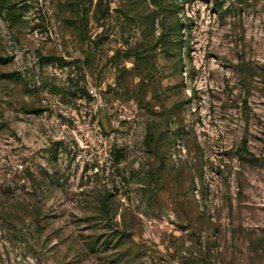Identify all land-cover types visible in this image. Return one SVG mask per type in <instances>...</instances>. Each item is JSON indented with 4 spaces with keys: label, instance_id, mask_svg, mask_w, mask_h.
<instances>
[{
    "label": "rangeland",
    "instance_id": "rangeland-1",
    "mask_svg": "<svg viewBox=\"0 0 264 264\" xmlns=\"http://www.w3.org/2000/svg\"><path fill=\"white\" fill-rule=\"evenodd\" d=\"M0 264H264V0H0Z\"/></svg>",
    "mask_w": 264,
    "mask_h": 264
},
{
    "label": "built area",
    "instance_id": "built-area-1",
    "mask_svg": "<svg viewBox=\"0 0 264 264\" xmlns=\"http://www.w3.org/2000/svg\"><path fill=\"white\" fill-rule=\"evenodd\" d=\"M19 168H21V169H22V168H23V166H22V165H20V166H19Z\"/></svg>",
    "mask_w": 264,
    "mask_h": 264
}]
</instances>
